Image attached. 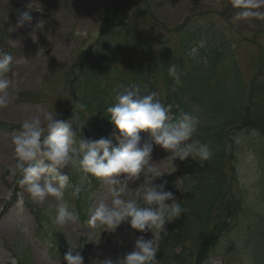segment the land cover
<instances>
[{
    "label": "rangeland",
    "instance_id": "obj_1",
    "mask_svg": "<svg viewBox=\"0 0 264 264\" xmlns=\"http://www.w3.org/2000/svg\"><path fill=\"white\" fill-rule=\"evenodd\" d=\"M233 4L234 0H136L128 12L130 22L137 21L152 44L176 42L186 26V18L194 21L197 16L220 30L226 40L225 50L229 53L226 55L236 58L243 86L241 94L249 97L247 106L253 114L249 130L230 128L224 135L231 153L225 166L230 169L228 197L235 196L241 202L235 213L239 219L237 226L223 234L210 249V258L204 264H264V19L237 20L239 9ZM105 9L104 0H0V50L14 57L12 71L5 77L12 82L11 102L0 109V264H64L65 260L48 257L42 241L48 234L69 249L70 245L79 247L77 251L83 255L84 264H92L95 259L123 257L133 250L139 236L153 238L151 232H138L126 222L115 232L100 234L99 229L92 227L90 209L101 201L111 200L102 178L88 175L81 182L79 175H71L73 184L80 187L79 202L85 214L84 219L77 217L61 226L54 223V214L47 211L55 203L54 198L49 197L43 204L34 203L18 183L19 175L10 172L15 166L12 137L20 131L25 118L37 115L42 118L45 111H56L58 119H73L79 113L89 122L103 119L100 111L94 110L98 107L97 100L90 96L94 102L83 108L80 96L82 76L87 73V63L82 65V59L89 47L93 49L100 34ZM24 12L29 13L31 20L18 27ZM225 60L217 66L219 70L229 65ZM115 64L121 66L120 61ZM206 108H198L199 114L210 118L205 117ZM81 131L86 139L112 134H105L103 121L89 135ZM140 135L148 139V134ZM169 155L154 145L152 161L167 172L162 176L170 186L166 190L172 191L177 200L192 203L197 194L193 176L197 177L198 172L189 173L191 167L186 165L195 160L177 158L172 163ZM158 178L153 183L159 184ZM143 181L141 176L129 186L135 190ZM226 209L232 211V205L227 203ZM155 242L158 244L159 239ZM180 250L177 247L174 253Z\"/></svg>",
    "mask_w": 264,
    "mask_h": 264
},
{
    "label": "clouds",
    "instance_id": "obj_2",
    "mask_svg": "<svg viewBox=\"0 0 264 264\" xmlns=\"http://www.w3.org/2000/svg\"><path fill=\"white\" fill-rule=\"evenodd\" d=\"M233 6L239 9L237 20L264 19V0H234ZM30 20L29 13L24 12L17 26ZM32 39L36 40L35 35ZM13 64V55L0 50V109L11 102L12 82L5 77ZM114 99L116 102L105 111L119 131L98 139H86L81 131L84 124H78L76 117L58 119L56 111H45L42 118H25L20 131L12 137L15 166L10 172L19 175L18 183L34 203L43 204L49 197L54 198L55 203L47 211L54 214V223L61 226L77 219L64 200L68 188L74 198L80 195V187L72 183L71 175H79L81 182L88 175L102 178L111 200L90 209L92 227L99 229L100 234L115 232L126 222L138 232H151L153 238L141 235L133 250L123 257L95 259L92 264H160L155 241L163 238L166 224L180 218L185 209L174 193L166 190L167 181L153 183L167 173L152 161L154 145L168 151L172 163L177 158L184 161L191 157L201 166L213 158V151L210 143L195 138L202 122L197 109L183 112L174 120L171 106L162 103L155 91L142 90L135 84L116 91ZM141 132L148 133V139ZM141 176L144 181L133 190L130 182L135 183ZM77 249L80 248L70 245L64 257L66 264H84Z\"/></svg>",
    "mask_w": 264,
    "mask_h": 264
},
{
    "label": "trees",
    "instance_id": "obj_3",
    "mask_svg": "<svg viewBox=\"0 0 264 264\" xmlns=\"http://www.w3.org/2000/svg\"><path fill=\"white\" fill-rule=\"evenodd\" d=\"M134 1L104 0L106 9L102 13L100 34L93 49H86L87 54L82 59V65L87 63V73L82 76L80 96L83 108L94 102L90 101V96L97 100L98 107L94 110H99L103 119L89 122L79 113L77 123L84 124L82 130L88 135L102 121L105 134L118 132L105 110L116 102V91L132 84L142 90L155 91L162 103L171 106L170 115L174 120L183 112L207 107L205 117L210 118L201 116L195 138L210 143L213 158L203 166L196 160L187 163L186 168L191 167L189 173L198 172L197 177L193 176L196 197L188 204L178 198L185 212L166 224L167 233L162 234L157 244L160 264H204L210 258V249L223 234L237 226L239 219L235 213L241 202L235 196L228 197L230 169L225 166L231 153L224 135L230 128L244 131L253 126L248 124L253 117L247 106L249 97L244 92L241 94L243 86L236 58L226 55L229 54L225 50L226 40L213 23H205L197 16L194 21L187 17L176 42L166 40L152 44L137 21L130 22L128 11ZM119 12H123L122 15ZM223 59L230 63L219 70L217 66ZM116 60L121 66L115 64ZM163 181L164 177L158 178L159 183ZM184 195L187 192L181 197ZM72 202L70 204L80 210L79 198L73 197ZM227 203L232 205L230 212L226 209ZM209 223L211 227L206 228ZM177 247L181 250L174 253Z\"/></svg>",
    "mask_w": 264,
    "mask_h": 264
}]
</instances>
